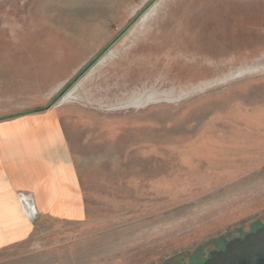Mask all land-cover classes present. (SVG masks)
<instances>
[{
	"label": "rangeland",
	"instance_id": "374dc122",
	"mask_svg": "<svg viewBox=\"0 0 264 264\" xmlns=\"http://www.w3.org/2000/svg\"><path fill=\"white\" fill-rule=\"evenodd\" d=\"M25 116L61 129L84 212L27 205L0 264L202 263L264 225V0H40L0 21L1 138Z\"/></svg>",
	"mask_w": 264,
	"mask_h": 264
},
{
	"label": "crops",
	"instance_id": "0c3cea01",
	"mask_svg": "<svg viewBox=\"0 0 264 264\" xmlns=\"http://www.w3.org/2000/svg\"><path fill=\"white\" fill-rule=\"evenodd\" d=\"M34 120L39 126L31 130L27 125ZM19 121L35 133L22 130L3 139L4 127L18 120L0 125V247L32 234L27 205L34 215L80 219L84 212L77 172L61 129L50 121L42 126L31 116ZM20 193L30 202H23Z\"/></svg>",
	"mask_w": 264,
	"mask_h": 264
},
{
	"label": "water",
	"instance_id": "95a60500",
	"mask_svg": "<svg viewBox=\"0 0 264 264\" xmlns=\"http://www.w3.org/2000/svg\"><path fill=\"white\" fill-rule=\"evenodd\" d=\"M40 0H0V21ZM209 257L198 264H264V225L243 237L232 235L223 249L208 250Z\"/></svg>",
	"mask_w": 264,
	"mask_h": 264
},
{
	"label": "trees",
	"instance_id": "16d2710c",
	"mask_svg": "<svg viewBox=\"0 0 264 264\" xmlns=\"http://www.w3.org/2000/svg\"><path fill=\"white\" fill-rule=\"evenodd\" d=\"M257 227H259V225H257V224H254V225H253V229H255V228H257ZM179 263H180V262H179ZM198 263H201V262L199 261Z\"/></svg>",
	"mask_w": 264,
	"mask_h": 264
},
{
	"label": "flooded vegetation",
	"instance_id": "af4514ba",
	"mask_svg": "<svg viewBox=\"0 0 264 264\" xmlns=\"http://www.w3.org/2000/svg\"><path fill=\"white\" fill-rule=\"evenodd\" d=\"M226 242H227V241H226ZM226 242H225V243H226ZM225 243H224V245H223V247H222V248H224V246H225Z\"/></svg>",
	"mask_w": 264,
	"mask_h": 264
}]
</instances>
